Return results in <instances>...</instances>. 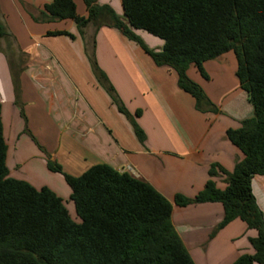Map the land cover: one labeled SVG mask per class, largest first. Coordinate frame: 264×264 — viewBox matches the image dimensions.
<instances>
[{
	"label": "crops",
	"instance_id": "0c3cea01",
	"mask_svg": "<svg viewBox=\"0 0 264 264\" xmlns=\"http://www.w3.org/2000/svg\"><path fill=\"white\" fill-rule=\"evenodd\" d=\"M52 2L0 0V22L5 38H9L0 37V103L9 177L37 189H51L77 222L72 191L63 174L48 169V158L74 177L95 165L107 164L150 184L172 203V223L195 264H234L243 254L252 253L250 239L257 232L248 230L240 220L212 236L224 219L221 203L187 207L174 203L178 194L194 198L209 180L224 190L225 177L209 175L212 165L231 173L243 160V154L226 138L228 129L239 128L242 121L255 115L239 81L233 88L222 84L221 89L205 92L219 110L205 117L196 110L195 99L179 89L177 74L171 69L154 63L163 83L166 80L172 91V85L177 84L176 89L173 86L176 92H146L148 87L141 89L126 70L118 68L120 60L126 64L142 56L116 29L103 27L96 33L89 24L83 38L73 20L35 22L31 14L38 15ZM75 3L78 15L87 17L84 1ZM98 3L110 5L123 17L121 0ZM49 32H67L74 39L49 36ZM94 33L95 38L99 35L104 39L101 46L111 51L108 59L119 75L116 95L129 116L119 110L93 72L91 59L95 56L101 69L104 67L97 51L100 45L90 48ZM149 35L142 37L147 47L161 51L163 41ZM229 55L204 64L209 76L206 83L213 81V74L219 75ZM188 75L195 82L201 79L195 67ZM15 76L20 85L18 104ZM154 77L153 82L158 80ZM209 116L212 119L207 120ZM132 120L144 131L145 143L137 139ZM252 189L264 215V175L254 177Z\"/></svg>",
	"mask_w": 264,
	"mask_h": 264
},
{
	"label": "trees",
	"instance_id": "16d2710c",
	"mask_svg": "<svg viewBox=\"0 0 264 264\" xmlns=\"http://www.w3.org/2000/svg\"><path fill=\"white\" fill-rule=\"evenodd\" d=\"M83 1L87 17L78 15L75 0H53L43 12L31 15L37 23L73 20L83 38L89 24L96 33L102 27L116 29L156 66L174 71L179 89L195 99L199 112L219 110L191 80L189 69L195 67L208 80L206 62L235 54L236 76L255 115L239 129H228L226 138L244 158L231 173L212 165L209 175L224 176V190L209 180L194 198L178 194L174 203H221L224 219L212 236L236 220L244 222L257 236L250 239L253 252L234 264H264V215L252 189L254 177L264 175V0H121L123 17L98 0ZM136 30L161 39L162 50L148 48ZM48 35L74 39L67 32ZM5 36L0 24V37ZM91 63L99 84L129 116L94 58ZM14 89L18 104L16 76ZM1 113L0 103V264H195L172 223V203L129 173L99 164L74 177L48 158V169L63 174L72 191L79 222L51 189L9 177ZM132 124L137 139L145 143L144 131Z\"/></svg>",
	"mask_w": 264,
	"mask_h": 264
},
{
	"label": "rangeland",
	"instance_id": "374dc122",
	"mask_svg": "<svg viewBox=\"0 0 264 264\" xmlns=\"http://www.w3.org/2000/svg\"><path fill=\"white\" fill-rule=\"evenodd\" d=\"M0 24L3 27L2 22H0ZM90 25L92 26V24H90ZM89 26H87V27H89ZM107 28H109V27H107ZM134 32L141 39L147 33V32L142 31V30H136ZM96 35L97 34L94 33V36H93V38L91 40L90 48H91V50H93L92 47L94 46V44H96L97 46L100 45L98 47L97 51L99 53V57L102 60H104V62H103L104 67L101 69V67L99 66L98 62H97V64L100 67V69L104 72V74H105V76L107 78V81H108L107 82V86L111 85L113 87V89L115 90V92H118L119 89H118V85H117V83H118L117 78L119 77V75H117V72L114 69V66L111 65V61L108 59V57L109 58L111 57V51H106L104 49V47L101 46L103 44L102 42H105V41H104L103 38L100 40V36L99 35H98V37L95 38ZM151 37H152V35H151ZM7 38H5V40ZM152 38H154V36ZM127 41L130 42L131 44L135 45L138 48V50L140 52V55L142 57H140L139 59L131 60V61L127 62L126 64H125V61L123 62L122 60H120L119 61L120 65L118 66V68H122V69L126 70L128 76L130 77V79L131 78L134 79L135 82L140 85L141 89L145 88V87H148V90L146 92H176L175 89H176L177 84L174 83V85H172V89H173V91H172L170 86H169V83L166 80L163 83L162 79L159 77L156 69H154L156 67H154L155 65H154L153 60L144 52V50L138 44H136V43H134L132 41H129V40H127ZM142 41L145 43V41L143 39H142ZM118 51H119V49L116 50V54L117 55L119 54ZM93 54L95 56V53H93ZM228 54H230V55L228 56L229 59H227V60H229V62L230 61L233 62L234 65L233 66L229 65V62L228 63L226 62L225 66H222L223 68L218 70V71H220L218 76H216V74H213L214 75V76H212L213 77L212 78L213 81L211 83H206V79H204L201 75H200L201 79H199L200 77H198V79H197L198 82H195L193 80L195 83H197L203 89L204 92H206V91L210 92V90L213 91V88H215V87H218L219 89H221L222 88V84L226 88H233V87H236V85H238V79H237V76H236L237 59H236L235 54L233 52H229ZM135 56L137 57L138 54L135 55ZM117 58H119V57H117ZM95 59H96V56H95ZM112 60L115 62L116 57L112 58ZM154 75H156L158 80L153 82V80H155L154 79L155 78ZM112 78H115L116 81L114 82L112 80ZM158 81L159 82L161 81L162 85H160ZM173 86H174L175 89L173 88ZM201 113L204 114L205 117H206V115H207L206 113H208V112H201ZM208 119H212V116H209L207 118V120ZM239 128H237V129H239ZM72 218H73V216H72ZM74 220H76V219L74 218ZM77 220H78L77 222L80 221L79 218H77Z\"/></svg>",
	"mask_w": 264,
	"mask_h": 264
}]
</instances>
